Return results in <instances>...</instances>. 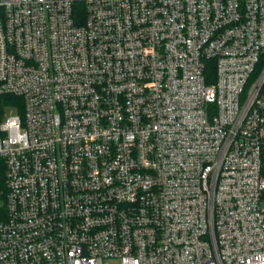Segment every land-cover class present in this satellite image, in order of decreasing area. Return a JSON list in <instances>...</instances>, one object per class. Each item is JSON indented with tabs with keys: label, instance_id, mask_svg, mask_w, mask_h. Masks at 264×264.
<instances>
[{
	"label": "built area",
	"instance_id": "2783aa9c",
	"mask_svg": "<svg viewBox=\"0 0 264 264\" xmlns=\"http://www.w3.org/2000/svg\"><path fill=\"white\" fill-rule=\"evenodd\" d=\"M2 96L0 264H264V0H0Z\"/></svg>",
	"mask_w": 264,
	"mask_h": 264
},
{
	"label": "trees",
	"instance_id": "16d2710c",
	"mask_svg": "<svg viewBox=\"0 0 264 264\" xmlns=\"http://www.w3.org/2000/svg\"><path fill=\"white\" fill-rule=\"evenodd\" d=\"M14 97H0V111H3L7 106H13L14 101L8 100ZM16 100L21 101V98H16ZM16 104V102H15ZM6 192V182H5V165L3 161L0 160V196Z\"/></svg>",
	"mask_w": 264,
	"mask_h": 264
},
{
	"label": "rangeland",
	"instance_id": "374dc122",
	"mask_svg": "<svg viewBox=\"0 0 264 264\" xmlns=\"http://www.w3.org/2000/svg\"><path fill=\"white\" fill-rule=\"evenodd\" d=\"M5 113L6 116H15L17 115L18 111L14 107H7Z\"/></svg>",
	"mask_w": 264,
	"mask_h": 264
}]
</instances>
